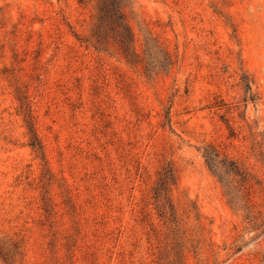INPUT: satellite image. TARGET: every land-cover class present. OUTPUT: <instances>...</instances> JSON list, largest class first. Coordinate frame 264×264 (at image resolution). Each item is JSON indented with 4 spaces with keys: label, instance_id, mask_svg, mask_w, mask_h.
Wrapping results in <instances>:
<instances>
[{
    "label": "rangeland",
    "instance_id": "1",
    "mask_svg": "<svg viewBox=\"0 0 264 264\" xmlns=\"http://www.w3.org/2000/svg\"><path fill=\"white\" fill-rule=\"evenodd\" d=\"M119 1L130 63L98 0H0V237L22 239L13 264H264V0ZM94 27L97 48L79 39ZM168 162L178 181L156 200ZM170 204L174 222L157 210L171 217Z\"/></svg>",
    "mask_w": 264,
    "mask_h": 264
},
{
    "label": "trees",
    "instance_id": "2",
    "mask_svg": "<svg viewBox=\"0 0 264 264\" xmlns=\"http://www.w3.org/2000/svg\"><path fill=\"white\" fill-rule=\"evenodd\" d=\"M98 3L100 13H103V11H108L109 13H112L110 14L111 19H109L111 24H118L119 26L122 25V29H116L115 26H113V28L112 26H110L111 29L107 32V34H109V32H111L112 34L114 30L116 35H114L115 37L111 35V37H114L116 39L120 52L125 55L127 62L130 63L129 54L131 53V51L133 50L137 55H139V52L133 44V34L129 25L126 23L125 13L122 10L121 2L119 0H98ZM99 19L107 20L102 15L99 16ZM96 27H98V25H96ZM92 36H96L97 41H93L91 39ZM102 38H104V36H102L101 33H99V29L96 30L95 27L89 36L86 35L85 37H79L81 41L87 42L88 44H91L96 48L99 46L96 42H103ZM152 46L157 49L158 53L160 52L163 58L162 60L160 59L162 64L167 65L172 64L174 62L172 61L169 51L164 49L158 41L152 43ZM16 96L20 102L19 111L24 116L25 125L30 137L29 144L34 150L38 151V153L41 155V158L44 160V164L46 165L47 159L45 154V148L36 127L35 116L32 109L31 101L26 91L23 90L22 87L19 85L16 86ZM44 167L47 171V174L51 173L48 166ZM177 181V169L174 167V165L171 162L164 164L159 170L158 179L156 181V184L152 188L154 194L153 197H155L156 200L161 199V201H163V198L166 199L164 201H167L169 198L168 191L170 190V186L176 185ZM163 205L165 204L162 203V206H160L163 207ZM170 206L171 217L167 216L168 209L159 208L157 210L161 218L166 217L168 218L166 219V221L174 222L176 221L174 217V210L171 204ZM43 207L47 212L51 211L50 205L49 203H47V200ZM22 249L23 247L21 238H15L12 236L0 237V259L4 261L5 264L15 263L18 260V257L19 259H22Z\"/></svg>",
    "mask_w": 264,
    "mask_h": 264
}]
</instances>
